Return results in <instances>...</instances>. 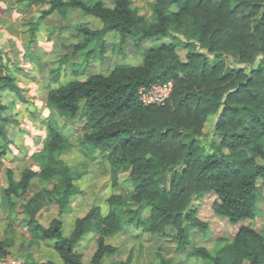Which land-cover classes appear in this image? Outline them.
<instances>
[{
	"label": "trees",
	"instance_id": "obj_1",
	"mask_svg": "<svg viewBox=\"0 0 264 264\" xmlns=\"http://www.w3.org/2000/svg\"><path fill=\"white\" fill-rule=\"evenodd\" d=\"M20 2L43 3L29 22L31 42L42 20L55 11L66 16L70 7H78L100 18L101 29L75 25L83 39L69 46L73 54H82L86 64L104 57L109 31L119 32L122 41L134 37L136 46L151 38L164 39L145 47L139 65H116L108 74L90 73L85 79L73 78L48 89L47 104L59 115L87 117L89 129L80 147L89 156L101 155L109 162L113 186L119 189L120 173L129 170L132 188L125 194L112 193L105 213L99 205L92 206L66 235L63 213L71 209L79 189L76 171L63 155L74 143L56 117L46 119L43 147L34 154L38 169L25 166L17 178L11 167L6 168L8 185L3 192L6 204L17 209L16 198L25 196L37 179L47 202L58 206L59 215L43 223L37 213L39 201L31 197L19 204L29 235L38 241L53 240L51 245L61 259V263L47 259L36 264H102L118 251L107 238L130 225L175 242L176 251H186L193 228L212 230L211 221L192 208L197 198L210 192L217 197L214 215L227 218L230 225L253 222L232 234L217 225L220 236L214 242L219 245L216 242L212 250L198 244L188 254L212 264H264V231L256 226L261 213L258 181L264 180V0H155L152 21L132 0H113L112 5L104 0ZM181 49H187L186 59ZM229 58L234 64L228 63ZM68 59L63 54L61 64ZM85 67L76 64L75 73L86 71ZM169 80L174 89L166 101L146 104L141 100L143 85ZM22 91L15 73L0 68V158L7 152L8 112L15 104L6 92L24 100ZM211 114H218V120L216 138L208 144L203 135ZM34 195L39 198L41 191ZM16 223L15 218L10 225ZM94 230L99 233L96 248L85 262L76 246ZM14 245L12 235L0 238V261L12 255ZM157 257L150 264H174V258L162 251ZM132 261L130 253L111 264Z\"/></svg>",
	"mask_w": 264,
	"mask_h": 264
},
{
	"label": "rangeland",
	"instance_id": "obj_2",
	"mask_svg": "<svg viewBox=\"0 0 264 264\" xmlns=\"http://www.w3.org/2000/svg\"><path fill=\"white\" fill-rule=\"evenodd\" d=\"M20 1L0 0V47L3 51V56L0 58V68L4 67L5 71L8 68L14 70L17 75L18 84L21 86L23 96L26 99L21 100L20 96L15 95L16 93H10L11 99L16 102V108L12 112H9V116L12 118L15 117L18 120H16V123H10L9 126L14 129V134H19L23 128H27V134L29 136L26 135L25 141H28L29 143L27 145H29L35 140H43L46 134V126L43 120L54 116L62 125L64 134L74 143L73 148L63 155V158L76 171L78 177L75 182L79 189V192L71 199V210L65 212L63 215L64 232L65 234H69L74 227L76 219L88 212L92 206L99 205L102 213H105L109 208L107 199L112 193L121 192L125 194L131 190L132 186L129 179L130 171H122L120 173L119 182L121 186L119 189H116L111 179L109 162L104 160L101 155L89 156L80 147V140L89 129L86 126L87 117L83 113H79L73 119H66L59 115L57 111L50 109L49 105H47V91L49 88L58 86L73 78L85 79L89 74L88 72L99 71V73H108L116 65H139L143 62V50L145 47L160 43L164 39L151 38L140 46H136L134 37L128 36L122 41L119 32L109 31L105 35L107 52L104 57H94V62L90 60L89 64H86L83 62L82 54H73L72 48L70 47L76 42L77 35H74L75 29H67L64 32H61V29L69 23L74 27L76 24L81 23L90 25V22L95 19L102 22L101 19L92 14H86L80 9H76L77 11L73 13L70 11L66 16L62 15V21L57 25L46 24L43 22V19L40 24L42 29L55 35L63 36L64 38L57 37L54 34L48 36L49 34L44 33V37L41 35L42 40L38 41L36 39L31 43L29 32L24 31V24H29L28 21L36 18V11L42 7L43 3L24 6L19 11L17 6L20 4ZM154 1L132 0V4L147 19L152 21L154 18L151 4ZM105 2L108 5H112L113 0H105ZM70 13L71 20L68 22L67 19ZM11 21L14 24L7 27L6 23ZM45 21L56 23L57 19L53 17ZM64 21H66L65 24L63 23ZM165 41L167 40L165 39ZM180 52L182 58L186 59L187 49H181ZM63 54H67L69 59L66 63L60 65ZM77 61L81 62L79 64L82 67L86 66L87 73H75L74 69ZM228 63L234 64V61L229 58ZM58 68H60L59 73L55 71ZM217 120L218 114H211L209 116L204 127L203 140L205 143L209 144L216 138L215 124ZM37 148H32V150H37ZM14 151L13 157L8 158L6 162L0 163V238L12 235L15 238V245L12 247V255L8 259L0 261V264H36L39 261L47 259H53L61 263L60 257L51 245L53 240H35L29 235L23 225L22 218L24 213L19 204L25 202V200H29L31 197L40 203L39 205L41 207L37 213L40 221L43 223H48L51 217L59 215L58 206L55 203L47 202L49 198L41 188L38 180H33L29 192L25 196L16 198L18 202L17 209L10 208L4 200V188L8 185L6 167H11L16 173L17 178L25 166L37 168L34 158L29 156L28 153H19L17 149ZM258 159L261 161L260 158ZM39 191H41V195L38 198L34 194ZM258 193V207L261 213L257 219L256 226L259 230L264 231L263 179L258 181ZM216 200L217 197L213 192L206 193L194 201L192 208L196 207L199 209V212L200 209H204L202 211V217L212 222L213 217L215 218L212 206ZM15 218L20 225L16 223V225L11 226L10 223ZM226 219L218 218V221L212 222L213 227L211 228V233H214L213 236H219L218 234H220L216 231L215 223L231 233L234 230H238L242 225L253 222V220L248 219L230 225L227 221L228 219ZM207 233H209V229L204 231L199 228H193L190 235L192 244L188 250L198 244L204 245L205 240L211 239V237L209 238L205 235ZM98 236L99 233L97 231H91L83 236L77 244L76 248L84 253L85 262L90 261L96 248V239ZM228 240H231V238H228ZM108 242L116 244L119 249L116 253L105 257L102 264H111L114 261L125 260L130 253L133 254L132 264H150L158 260L157 253L159 251H162L167 256L173 257L174 264H212L208 259L190 256L188 250L177 252L175 242H171L169 239L156 234L147 233L142 229H136L132 225L125 232L108 237ZM207 244L212 250L215 249V243L207 242ZM217 245H219L218 242Z\"/></svg>",
	"mask_w": 264,
	"mask_h": 264
},
{
	"label": "crops",
	"instance_id": "obj_3",
	"mask_svg": "<svg viewBox=\"0 0 264 264\" xmlns=\"http://www.w3.org/2000/svg\"><path fill=\"white\" fill-rule=\"evenodd\" d=\"M105 1V0H104ZM24 6H26V3L25 2H20V4L17 6V8H18V10L20 11L21 10V8L22 7H24ZM76 9H80V8H78V7H70L69 8V11L68 12H70V11H72L71 13H73V12H76L77 10ZM81 10V9H80ZM82 11V10H81ZM71 13H70V16H69V18L67 19V21L69 22L70 20H71ZM58 16H59V18H58ZM61 13H59V12H57V11H55V12H53V13H51V14H49L48 16H46L45 18H44V20H43V22L44 23H46V24H55V25H57L58 23H60L61 21H62V19H61ZM53 17H56V19H57V22L56 23H50V22H47V21H45V20H49V19H52ZM100 19V18H99ZM28 22H30V21H28ZM64 24L66 23V21H64L63 22ZM14 24V22H7L6 23V25H7V27L8 26H11V25H13ZM81 24H83V23H81ZM25 25V26H24ZM23 26L25 27L24 28V31L25 32H29V34H30V24H24ZM90 25L92 26V28H94V29H101V28H103V26H104V23H103V21L102 22H100V21H98V20H93V21H91L90 22ZM17 27V26H16ZM19 29V28H18ZM67 29H75V34L74 35H77V38H76V42H74V44L75 43H78V42H80L81 41V38L83 37L82 36V34L81 33H78V31H77V29L75 28V26L73 27V25H71L70 23L66 26V27H62V29H61V32H64V30H67ZM44 33H46V34H49L48 36H50V35H52V34H54V33H50V32H48V31H45L44 29H42L41 27H39V29H38V33H37V36H36V38L32 41V42H34L36 39H38V41H40V40H42V38H41V35L44 37ZM55 35V34H54ZM61 35H62V33H61ZM55 36H57V37H63V36H58V35H55ZM64 38V37H63ZM30 39H31V37H30ZM31 41V40H30ZM31 42V43H32ZM63 56V55H62ZM98 60V59H97ZM91 62H94V59L92 58L91 59ZM91 62H90V64H91ZM66 63V62H65ZM78 63H81V62H79V61H77L76 62V64H78ZM64 64V63H63ZM76 64H75V69L74 70H76ZM141 64V63H140ZM0 65H1V60H0ZM62 65V64H61ZM114 68V67H113ZM112 68V69H113ZM112 69H110V71L112 70ZM78 70V69H77ZM7 71H12L13 73H15L14 72V70H12V69H7ZM109 71V72H110ZM108 72V73H109ZM80 73H87V68H86V71H81L80 70ZM89 74L90 73H99V71L98 72H88ZM108 73H103V74H108ZM88 74V75H89ZM15 75H16V73H15ZM87 75V76H88ZM17 76V75H16ZM86 76V77H87ZM85 77V78H86ZM18 81V80H17ZM53 87H55V86H53ZM6 94L9 96L8 97V99L10 100V101H14L13 99H11V97H10V92H6ZM16 95V94H15ZM26 100V99H25ZM15 102V101H14ZM46 103H47V101H46ZM48 105V104H47ZM16 108V102H15V104H14V107H13V109L12 110H14ZM50 108V107H49ZM51 109V108H50ZM12 110H10L9 112H12ZM53 110V109H52ZM9 112H8V114H9ZM48 119V118H47ZM16 120H18V119H16L15 117L14 118H12L11 116H10V119H9V122H8V140H7V142H6V147H5V149L7 150V152H6V154H4V156L3 157H1L0 158V163L1 162H6V160L8 159V158H10V157H13V154H14V150L15 149H17L18 151H19V153H28V155L29 156H32L33 158H34V162H35V164L37 165V168H35V169H38V164H37V162H36V159H35V157H34V154L37 152V151H39L42 147H43V144H44V141H45V138H46V134H45V136H44V138H43V140L42 141H39V140H35L32 144H29V145H27L29 142L27 141H25V137H26V135L27 136H29L28 134H27V131H28V129L27 128H23V130H21L20 132H19V134H14L13 132H14V129L13 128H10V123H13V122H17ZM45 120L46 119H44L43 120V123L45 124ZM46 126V125H45ZM46 130V129H45ZM46 133V132H45ZM30 138V137H29ZM41 142V143H40ZM3 144V141L0 139V146ZM35 147H38L37 148V150L36 149H34V150H32V148H35ZM40 147V148H39ZM23 150V151H22ZM33 167V166H32ZM6 168H8V167H6ZM79 192V191H78ZM109 206V205H108ZM71 210V209H70ZM108 210H109V208H108ZM107 210V211H108ZM106 211V212H107ZM202 211H204V209H200V212H199V215L202 217ZM65 213H63V215H64ZM214 215V214H213ZM218 218H221V219H225V218H222V217H219V216H216L215 215V218L213 217V219H212V222H216V221H218ZM63 219H64V216H63ZM212 222H211V225H210V228H211V226H212ZM214 226L216 227L217 226V224L215 223L214 224ZM218 228V227H217ZM200 229V228H199ZM72 230H73V228H72ZM72 230L70 231V233L72 232ZM201 230V229H200ZM216 231H217V229H216ZM218 232V231H217ZM69 233V234H70ZM69 234H66V235H69ZM206 236H208L209 238L211 237V239H207V240H205V246H207L208 248H210L211 249V247H209L208 246V244H207V242H213V243H215L216 244V242L217 241H215L214 242V238L216 239L218 236H213L214 235V233H211V231H209V233H207V234H205ZM216 235V234H215ZM219 235V234H218ZM220 236V235H219ZM214 237V238H213ZM81 241V240H80ZM79 241V242H80ZM78 242V243H79ZM107 242H108V238H107ZM111 243V242H110ZM112 244H114V243H112ZM114 245H116V244H114ZM118 249H119V247H118ZM178 252V251H177ZM107 257V256H106ZM133 262V261H132Z\"/></svg>",
	"mask_w": 264,
	"mask_h": 264
},
{
	"label": "built area",
	"instance_id": "obj_4",
	"mask_svg": "<svg viewBox=\"0 0 264 264\" xmlns=\"http://www.w3.org/2000/svg\"><path fill=\"white\" fill-rule=\"evenodd\" d=\"M174 83L172 80L163 83L143 85L139 94L141 100L146 104H156L166 101L172 94Z\"/></svg>",
	"mask_w": 264,
	"mask_h": 264
}]
</instances>
